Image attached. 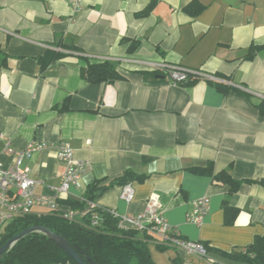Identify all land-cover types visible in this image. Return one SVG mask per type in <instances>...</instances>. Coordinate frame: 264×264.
Masks as SVG:
<instances>
[{"label":"crops","instance_id":"obj_1","mask_svg":"<svg viewBox=\"0 0 264 264\" xmlns=\"http://www.w3.org/2000/svg\"><path fill=\"white\" fill-rule=\"evenodd\" d=\"M193 1L81 0L73 9L69 0H0V149L7 140L16 149L33 140L69 142L74 156L90 165L80 186L60 198L80 199L92 182H109L126 170L142 175L130 181V201L120 197L118 183L94 201L135 214L153 197L165 220L184 239L204 243L214 260L160 248L156 236L144 234L156 264H250L217 250L242 249L264 233V185L258 182L264 179V116L257 106L264 48L245 57L252 44L264 42V0H197L195 14L186 9ZM71 42L91 61L112 60L122 78L88 82L81 69L86 61L76 52L40 69L39 55ZM148 62L224 81L172 84L149 72ZM0 160L9 166L15 156L1 153ZM208 165L214 173L255 181L229 192L228 183L193 171ZM20 166L43 181L35 191L45 195L64 170L53 146ZM202 196L210 198L209 209L195 225L187 214ZM224 200L235 214L224 211ZM58 203L60 212L75 210ZM42 212L48 211L32 210Z\"/></svg>","mask_w":264,"mask_h":264},{"label":"trees","instance_id":"obj_2","mask_svg":"<svg viewBox=\"0 0 264 264\" xmlns=\"http://www.w3.org/2000/svg\"><path fill=\"white\" fill-rule=\"evenodd\" d=\"M196 5L197 0L186 5V9L195 14L199 10ZM262 48H264V42L252 44L245 57H253L255 52ZM72 52H76L86 61V65L81 69L82 75L88 82H112L122 78L112 60L91 61L90 57L84 55L82 49L73 42L60 44L58 50L54 48L46 49L43 55L37 57L40 69L43 70L53 60L62 58ZM173 66L179 67L177 65ZM148 71L154 73L155 77L164 75L161 70L149 69ZM198 78L190 76L188 80L180 84H189ZM215 86L223 91L229 88L228 85L219 82H216ZM257 106L259 113L264 116V99H260ZM193 171L211 175L214 179L228 183L229 192L237 190L242 182L255 181L250 179L236 180L225 171L214 173L210 165L194 168ZM133 179L142 180L143 176L126 170L109 182L104 183L98 180L89 184L82 200L61 197L58 201L73 209H85L86 200H95L105 189L115 183L124 186L130 184ZM258 182L264 185V179H260ZM223 208L226 213H236V210L225 200ZM93 210L99 214L96 223H92L90 219L92 210L83 214L80 220L65 217L64 211H48L16 216L8 221L0 231V245L29 226H45L64 237L85 260H90L89 264H156L152 259L147 242L141 238L144 234L145 236H152V234L131 227L118 226L116 219L105 211L102 206L98 205ZM202 244L208 250L207 246L204 243ZM157 246L160 248L167 247L163 244ZM217 251L227 258L245 261L250 264H264V233L255 236L252 243L242 249ZM67 262L78 264L42 232L26 234L0 255V264H57Z\"/></svg>","mask_w":264,"mask_h":264},{"label":"built area","instance_id":"obj_3","mask_svg":"<svg viewBox=\"0 0 264 264\" xmlns=\"http://www.w3.org/2000/svg\"><path fill=\"white\" fill-rule=\"evenodd\" d=\"M73 9L81 6V0H69ZM149 69H157L164 72L167 80L172 84H180L189 77H204L212 80L224 81L216 76L203 74L195 70L176 67L166 63L148 62ZM260 99H264V94H259ZM53 146L56 150L58 159L63 163L64 170L60 177V182L53 188L50 195L40 194L35 191V187L43 181L34 178L30 169L21 167L23 158H29L33 153ZM14 155L15 161L9 166H5L0 160V227L12 218L20 215L32 213L34 207L43 208L47 211H58L60 196L68 195L72 188L80 186V179L90 163L85 159H78L74 156V150L67 141L43 142L30 141L23 149H16L7 140L0 149V154ZM133 190L130 184L123 186L120 197L125 201H130ZM82 200L83 197H80ZM210 198L202 196L192 202L191 209L187 214V220L195 225L203 222L205 214L208 212ZM98 207L94 200H86L85 209H75L64 211V216L73 219L76 215L91 211L90 219L96 223L99 219L98 212L94 211ZM105 211L116 219L118 226L125 228H135L139 231L150 233L157 237L163 245L175 247L183 252L187 257L197 256L209 261H214L208 256L204 245L199 241L184 239L174 226L169 224L163 217L156 200L150 197L146 207L135 214L120 213L113 208L103 207Z\"/></svg>","mask_w":264,"mask_h":264},{"label":"water","instance_id":"obj_4","mask_svg":"<svg viewBox=\"0 0 264 264\" xmlns=\"http://www.w3.org/2000/svg\"><path fill=\"white\" fill-rule=\"evenodd\" d=\"M31 232H42L48 236L49 239L54 241L64 252L78 264H89L90 260H85L75 249L74 247L61 235L56 234L49 228L45 226H29L17 234H14L11 238L6 240L2 245H0V255L11 247L18 239L22 238L28 233Z\"/></svg>","mask_w":264,"mask_h":264},{"label":"rangeland","instance_id":"obj_5","mask_svg":"<svg viewBox=\"0 0 264 264\" xmlns=\"http://www.w3.org/2000/svg\"><path fill=\"white\" fill-rule=\"evenodd\" d=\"M2 229H3V227L1 226V227H0V231H1Z\"/></svg>","mask_w":264,"mask_h":264}]
</instances>
